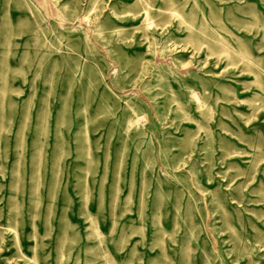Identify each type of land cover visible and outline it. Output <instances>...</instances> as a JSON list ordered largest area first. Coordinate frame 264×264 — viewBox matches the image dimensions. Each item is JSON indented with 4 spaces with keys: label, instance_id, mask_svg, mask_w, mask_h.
I'll return each mask as SVG.
<instances>
[{
    "label": "rangeland",
    "instance_id": "1",
    "mask_svg": "<svg viewBox=\"0 0 264 264\" xmlns=\"http://www.w3.org/2000/svg\"><path fill=\"white\" fill-rule=\"evenodd\" d=\"M0 264H264V0H0Z\"/></svg>",
    "mask_w": 264,
    "mask_h": 264
}]
</instances>
